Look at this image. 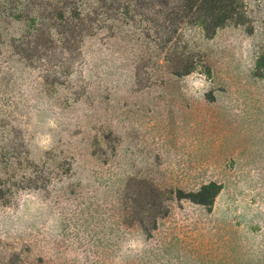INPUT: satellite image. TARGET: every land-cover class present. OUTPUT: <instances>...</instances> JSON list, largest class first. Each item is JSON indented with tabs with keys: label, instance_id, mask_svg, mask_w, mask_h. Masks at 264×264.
Instances as JSON below:
<instances>
[{
	"label": "rangeland",
	"instance_id": "1",
	"mask_svg": "<svg viewBox=\"0 0 264 264\" xmlns=\"http://www.w3.org/2000/svg\"><path fill=\"white\" fill-rule=\"evenodd\" d=\"M245 3L208 37L142 0H0V264H264V0ZM44 27L29 63L12 46Z\"/></svg>",
	"mask_w": 264,
	"mask_h": 264
},
{
	"label": "trees",
	"instance_id": "2",
	"mask_svg": "<svg viewBox=\"0 0 264 264\" xmlns=\"http://www.w3.org/2000/svg\"><path fill=\"white\" fill-rule=\"evenodd\" d=\"M142 3L143 15L147 17V21L166 33H172V31L175 33L185 25H196L202 27L206 36L211 37L221 28L230 25L248 26L250 23L245 0H142ZM93 30L94 21L92 19L81 20L75 24L66 22L61 35L65 36L64 40L67 43L62 47V51L69 53L70 39L76 40L90 36ZM53 33L52 29L44 27L40 34L33 37L35 46L28 41L20 46L13 44L12 47L30 63L34 61L35 53L43 49L40 42L53 43L56 41ZM219 192L218 186L208 185L198 193L191 194L189 199L198 204L208 205L214 202ZM183 195V192L179 191L178 199H183Z\"/></svg>",
	"mask_w": 264,
	"mask_h": 264
}]
</instances>
